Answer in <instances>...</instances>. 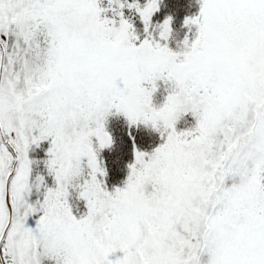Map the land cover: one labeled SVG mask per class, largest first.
Instances as JSON below:
<instances>
[{"label":"snow or ice","instance_id":"snow-or-ice-1","mask_svg":"<svg viewBox=\"0 0 264 264\" xmlns=\"http://www.w3.org/2000/svg\"><path fill=\"white\" fill-rule=\"evenodd\" d=\"M198 2L173 50L162 0H0V264H264V0Z\"/></svg>","mask_w":264,"mask_h":264},{"label":"rangeland","instance_id":"rangeland-1","mask_svg":"<svg viewBox=\"0 0 264 264\" xmlns=\"http://www.w3.org/2000/svg\"><path fill=\"white\" fill-rule=\"evenodd\" d=\"M198 14H199L198 0H162V3L160 5V10L153 17V21L154 23H163L166 18L168 17L173 18V25H172L173 37L169 42V46L173 50H179L180 46H182L185 36L188 34V30L184 26L185 19ZM163 98H164L163 93L158 94L156 97V102L162 103ZM116 118L117 120H121V122L116 121L115 123H112L114 128L110 131V133L114 138V146L111 149L104 150L103 152H105V157L102 155V158L105 161L107 169L114 168L117 170V166H118L119 173L122 176L124 175V178H122L123 180L121 179L122 181L117 180V182L120 184L117 186L122 187L129 173L128 165L134 162V151H133L132 139L128 135L129 126L126 119L123 116H119ZM186 119L188 121V124L186 125L182 121L178 125L180 129H184L185 127L195 123V121L192 119L191 116L187 117ZM114 124H116V127ZM109 128L110 127L108 125V130ZM139 128L143 129L144 132H140L136 135L132 134L135 137V144L137 145L136 147H138L142 151H149V152L152 151L160 143L158 134L154 133L149 128H145L143 125H141ZM114 131L121 132V134L125 135L126 140L124 141V145L127 146L126 150H122V145L119 144L118 141L119 137H116L114 135ZM114 155H117L118 160L114 159ZM117 163L118 165H116ZM113 259H115V257H113Z\"/></svg>","mask_w":264,"mask_h":264},{"label":"trees","instance_id":"trees-1","mask_svg":"<svg viewBox=\"0 0 264 264\" xmlns=\"http://www.w3.org/2000/svg\"><path fill=\"white\" fill-rule=\"evenodd\" d=\"M185 34V33H184ZM186 35V34H185ZM180 36H181V34H180ZM111 119H109V127L111 128H109V131H111L114 127H113V124L112 123H115L116 121H119V122H121V120H117V118L114 116V117H110ZM115 125V127H116V124H114ZM130 130V129H129ZM131 131H132V134H134V135H136V134H138V133H140V132H144V130L143 129H141V128H133V129H131ZM114 135L116 136V137H119L118 138V141H119V144H121L122 145V150H126L127 149V146H125L124 145V141L126 140L125 139V135H123V134H121V132H115L114 131ZM137 146V145H136ZM47 147H48V145L45 143L44 145H43V148L41 149V150H37L34 154H32V156L35 158V159H44L45 158V151H46V149H47ZM104 153V154H103ZM102 155L105 157V152H102ZM122 158H123V156H122ZM114 159H117L118 160V157H117V155H114ZM125 160V159H124ZM123 160V161H124ZM116 165H118V163L116 164ZM108 170V172H109V179H108V182H109V185L110 186H117V185H120L118 182H117V180H119V181H122L123 179L122 178H124V175L122 176L120 173H119V168H118V166H117V170L116 169H114V168H108L107 169ZM37 172H43L44 171V169H43V165H41L37 170H36ZM122 179V180H121Z\"/></svg>","mask_w":264,"mask_h":264},{"label":"clouds","instance_id":"clouds-1","mask_svg":"<svg viewBox=\"0 0 264 264\" xmlns=\"http://www.w3.org/2000/svg\"><path fill=\"white\" fill-rule=\"evenodd\" d=\"M216 40V43L219 47H222V48H226V46L224 45L223 41L219 40L218 38H213ZM230 55H233L234 58L236 59H241V57L239 56V54L235 53L234 51H232L231 49H226ZM243 62V61H241Z\"/></svg>","mask_w":264,"mask_h":264}]
</instances>
